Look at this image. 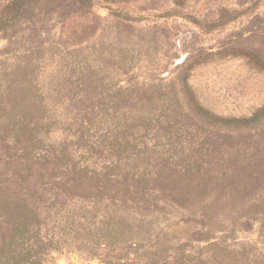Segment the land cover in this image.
Listing matches in <instances>:
<instances>
[{"label":"rangeland","instance_id":"rangeland-1","mask_svg":"<svg viewBox=\"0 0 264 264\" xmlns=\"http://www.w3.org/2000/svg\"><path fill=\"white\" fill-rule=\"evenodd\" d=\"M202 261L264 264V0H0V264Z\"/></svg>","mask_w":264,"mask_h":264},{"label":"trees","instance_id":"trees-1","mask_svg":"<svg viewBox=\"0 0 264 264\" xmlns=\"http://www.w3.org/2000/svg\"><path fill=\"white\" fill-rule=\"evenodd\" d=\"M260 114H256L251 120H245V123H251V122H255L258 118H259ZM191 261H194L193 258H191ZM200 264H206L205 262H200Z\"/></svg>","mask_w":264,"mask_h":264}]
</instances>
